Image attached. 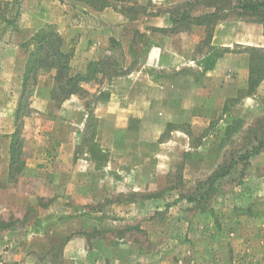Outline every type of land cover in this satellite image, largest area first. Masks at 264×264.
<instances>
[{
    "label": "rangeland",
    "instance_id": "rangeland-1",
    "mask_svg": "<svg viewBox=\"0 0 264 264\" xmlns=\"http://www.w3.org/2000/svg\"><path fill=\"white\" fill-rule=\"evenodd\" d=\"M239 1L0 0V264H264V150L238 160L264 134V17ZM43 29L58 81L28 71Z\"/></svg>",
    "mask_w": 264,
    "mask_h": 264
},
{
    "label": "trees",
    "instance_id": "trees-1",
    "mask_svg": "<svg viewBox=\"0 0 264 264\" xmlns=\"http://www.w3.org/2000/svg\"><path fill=\"white\" fill-rule=\"evenodd\" d=\"M132 0H83V2L89 7L94 10L98 11L100 9L111 7L114 3L120 4L121 6H125L126 10L131 9L128 3ZM228 10H237L244 15L249 17H264V0H241L235 5H231L228 7ZM218 11V8H217ZM218 13V12H217ZM216 13L210 14L208 16H202L198 18H194L197 24L201 25L207 18L213 17ZM35 45V56L28 62V71H36L40 68H54L56 73L58 74L56 80H59V77L62 75L63 70L65 69L66 62L68 57H71L61 50V39L60 37L55 34L54 32L49 31L48 29L40 30L36 33L33 39ZM92 65H96L94 63H89L87 66L88 68L92 67ZM88 73L84 75H74L67 77L62 85H58V96H61V100H64L67 97L72 95H76L77 93L81 92V88L79 82H84L88 80ZM251 85V84H250ZM253 87V86H252ZM62 94V95H61ZM259 132V128L256 129ZM256 143L248 152L241 154L239 156V161H246L252 156L257 155L260 151L264 150V134L260 135L259 137H255ZM15 156L11 153L10 162L16 163V159L14 160ZM234 162L229 164L227 170L231 168ZM10 165V168L12 166ZM225 175V173H215L209 180L210 183L214 182L218 178H221Z\"/></svg>",
    "mask_w": 264,
    "mask_h": 264
}]
</instances>
